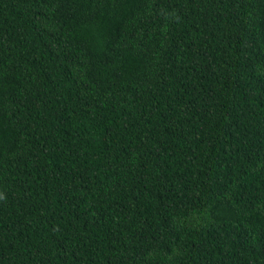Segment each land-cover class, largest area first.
Here are the masks:
<instances>
[{"label":"trees","instance_id":"1","mask_svg":"<svg viewBox=\"0 0 264 264\" xmlns=\"http://www.w3.org/2000/svg\"><path fill=\"white\" fill-rule=\"evenodd\" d=\"M0 264H264V0H0Z\"/></svg>","mask_w":264,"mask_h":264}]
</instances>
